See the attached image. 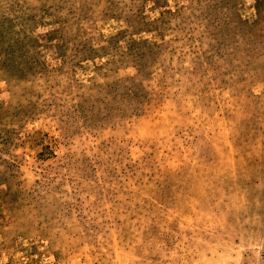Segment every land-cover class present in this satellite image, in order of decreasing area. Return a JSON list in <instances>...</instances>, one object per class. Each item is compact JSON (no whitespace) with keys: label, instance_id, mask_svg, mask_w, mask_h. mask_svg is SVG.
Segmentation results:
<instances>
[{"label":"rangeland","instance_id":"rangeland-1","mask_svg":"<svg viewBox=\"0 0 264 264\" xmlns=\"http://www.w3.org/2000/svg\"><path fill=\"white\" fill-rule=\"evenodd\" d=\"M0 264H264V0H0Z\"/></svg>","mask_w":264,"mask_h":264}]
</instances>
